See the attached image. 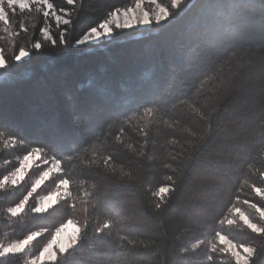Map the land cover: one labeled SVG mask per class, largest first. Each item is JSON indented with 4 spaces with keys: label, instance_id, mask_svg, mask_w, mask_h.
I'll return each instance as SVG.
<instances>
[{
    "label": "trees",
    "instance_id": "obj_1",
    "mask_svg": "<svg viewBox=\"0 0 264 264\" xmlns=\"http://www.w3.org/2000/svg\"><path fill=\"white\" fill-rule=\"evenodd\" d=\"M52 2L65 6V0ZM158 2L173 15L151 29L117 30L64 52L42 49L22 62L11 55L39 38L41 17L14 16L7 30L0 23V48L9 60V68L0 70V125L24 137L23 145H13L10 134L0 136V179L33 147H46L72 175L69 199L76 205L66 206L62 197L43 217L29 211L39 195L54 190L50 177L12 218L5 210L22 198L24 187L0 189V242L49 229L30 251L0 257V264H31L69 219L79 229L87 219L88 229L56 264H232L229 255L212 253L210 229L218 218H231L233 204L253 215L242 201L259 199L248 184L264 168L257 164L244 180L249 160L264 161V0H183L180 10L171 9V0ZM133 4L83 0L67 38L74 42L109 11ZM116 111L125 115L102 126ZM80 116L90 118L100 139L85 143L74 123ZM114 145L124 150L112 174L103 159ZM46 166H33L26 181ZM164 186L175 191L158 209L161 200L153 192ZM110 210L123 215L127 229L98 238L94 229ZM222 227L229 239L257 248L252 264H264V238L242 223ZM197 240L204 243L193 251Z\"/></svg>",
    "mask_w": 264,
    "mask_h": 264
},
{
    "label": "snow or ice",
    "instance_id": "obj_2",
    "mask_svg": "<svg viewBox=\"0 0 264 264\" xmlns=\"http://www.w3.org/2000/svg\"><path fill=\"white\" fill-rule=\"evenodd\" d=\"M149 5L155 6V11L150 12L146 10L143 5L145 0H134L133 6L116 7L109 11L106 16L96 26L90 27L79 39L74 42L70 41L67 36L71 31L76 16L83 8V0H65V6L60 7L53 3L52 0H0V23L6 26H10L12 23V17L22 14H34L41 17L42 26L39 28V38L31 42V46H21L17 51H14L11 55V60L14 62H22L32 58L36 53L44 50H54L56 52L66 51L73 43L75 45H88L93 44L96 41L112 37L117 30H126L133 28L151 29L153 24L160 25L162 22L168 21L173 15L169 7L162 6L158 3V0H147ZM183 0H171V9L180 10ZM70 6V7H69ZM54 25V27H53ZM23 31L27 33V28ZM55 33V34H54ZM9 68V60L6 59L5 51L0 48V70H7ZM147 111H151V107L144 106ZM125 113L116 111L109 114L108 118L104 121V127L112 123L113 121L120 120L121 116ZM76 130L78 133L85 137V143H89L90 139H100V137L92 134V122L88 116H80L74 121ZM13 130L9 127L0 125V136L10 134V140L13 145H23L24 137L17 132L15 135H11ZM124 149L120 146L114 145L112 151L109 152L103 159V164L106 169L112 174L117 171L116 165L119 161L118 153ZM33 160H41L43 165H47L39 171V175L31 182L26 181V174L31 167ZM260 165L264 168V161H258L251 159L247 163V170L245 172L244 183H248V179L251 178L252 170ZM112 165L109 169L108 166ZM121 170L123 168V162H120ZM122 176L131 177V171H122ZM51 177V183L54 185V190L43 195L38 200L33 201L32 207L29 209L33 214L39 217H43L50 207L56 202L58 197L64 198V204L72 209H75L76 205L69 198L72 193L70 191V184L73 182L72 175L69 174L67 169L62 168V159L58 158V155L49 156L46 147H33L27 154L23 155V158L19 161V166L8 174L2 176L0 179V189H4L5 186L11 185L12 189L24 187V194L14 206L6 208V213L12 217H18L26 208L29 203V199L33 197L34 193H37L38 189L44 185L45 181H48ZM172 180V177H168ZM174 183V182H173ZM257 183L260 186H257ZM99 189V180L96 179L94 185ZM251 189V193L254 197L259 199L256 202H251L248 199L242 201L243 205H247L250 209L254 210L253 215H248L242 210L241 207H237L235 204L230 209L231 218L222 217L218 218L217 226L210 229L213 243L211 245L212 253H216L219 250L220 253L227 254L231 257L232 264H252L253 260L257 258L258 250L252 244H245L243 242H234L233 239H229L224 234L223 227L225 222L228 226L242 223L252 233L257 234L258 237L264 238V171H258L256 181L248 184ZM242 190V188H241ZM175 191L174 187L164 186L160 187L158 191L153 192V196L159 197L160 204L156 207L159 209L162 207L164 197L166 193ZM91 193L85 192L84 196H91ZM239 200V197H237ZM82 204H87L88 200H81ZM73 221L69 219L66 224H61L55 228V234L51 236V239L43 246V249L39 251L31 260V264H44L45 261H51L56 264L58 261V254L63 256L69 252L70 249H75L84 238L88 229L87 219L84 221L80 229L76 233L68 237L67 240H59L61 234L66 231V228L71 225ZM113 229H116L117 235L120 232L127 229V223L123 215L118 211L110 210L109 217L102 223H98L94 229V235L98 238L108 237L112 234ZM49 229L44 228L42 230L29 231L21 236L17 237L14 241L4 244L0 242V257H7L13 254H23L26 250H31L30 246L33 242L37 241L39 237L48 233ZM122 240H126L127 237H121ZM129 243H133L129 241ZM203 240H197L196 243L191 245V250L195 251ZM54 245H58L54 249ZM190 249L184 248L183 251L187 253ZM261 254H264V249L260 250ZM207 259L211 262L213 256L209 255Z\"/></svg>",
    "mask_w": 264,
    "mask_h": 264
},
{
    "label": "rangeland",
    "instance_id": "obj_3",
    "mask_svg": "<svg viewBox=\"0 0 264 264\" xmlns=\"http://www.w3.org/2000/svg\"><path fill=\"white\" fill-rule=\"evenodd\" d=\"M159 3V2H158ZM163 6V5H162ZM143 7L146 9V10H149L150 12H154L155 11V6L154 5H149L148 3H147V0H145V4L143 5ZM97 42V41H96ZM35 165H42V162L40 161V160H33L32 162H31V167L29 168V170L33 167V166H35ZM47 167V166H46ZM46 167H44V168H46ZM28 170V171H29ZM43 195H46V194H42V195H39L38 196V198H37V200L40 198V197H42ZM60 198H62V196L61 197H58L57 198V201L60 199ZM67 223V222H66ZM66 223H64V224H66ZM79 229V226H78V224L76 223V222H74L73 221V223L71 224V225H69L67 228H66V231L64 232V233H62L61 234V237H59L58 238V243H59V240H67L68 239V237H70L71 235H73L74 233H76L77 232V230ZM6 245V244H5ZM58 245H54V249H55V247H57ZM43 249V248H42ZM38 255V254H37Z\"/></svg>",
    "mask_w": 264,
    "mask_h": 264
}]
</instances>
